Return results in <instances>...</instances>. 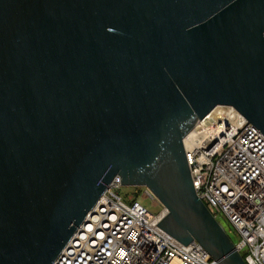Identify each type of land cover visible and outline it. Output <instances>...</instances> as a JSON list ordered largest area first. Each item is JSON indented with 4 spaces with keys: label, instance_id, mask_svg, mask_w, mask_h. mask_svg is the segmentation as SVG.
Returning <instances> with one entry per match:
<instances>
[{
    "label": "water",
    "instance_id": "water-1",
    "mask_svg": "<svg viewBox=\"0 0 264 264\" xmlns=\"http://www.w3.org/2000/svg\"><path fill=\"white\" fill-rule=\"evenodd\" d=\"M217 105L264 134V0H0V264H52L115 176L247 264L182 145Z\"/></svg>",
    "mask_w": 264,
    "mask_h": 264
},
{
    "label": "built area",
    "instance_id": "built-area-1",
    "mask_svg": "<svg viewBox=\"0 0 264 264\" xmlns=\"http://www.w3.org/2000/svg\"><path fill=\"white\" fill-rule=\"evenodd\" d=\"M246 122L233 106L217 105L182 145L198 197L230 222L246 263L264 264V134ZM123 187L118 176L106 185L52 264H218L196 240L180 243L158 226L167 210L139 201L158 204L146 187L138 197Z\"/></svg>",
    "mask_w": 264,
    "mask_h": 264
},
{
    "label": "rangeland",
    "instance_id": "rangeland-1",
    "mask_svg": "<svg viewBox=\"0 0 264 264\" xmlns=\"http://www.w3.org/2000/svg\"><path fill=\"white\" fill-rule=\"evenodd\" d=\"M129 192L131 191V188L129 186H124L122 189V192ZM139 201L145 205L146 207H148V209L150 211H157L159 209V202L157 205H153L152 201L150 198H142L140 197ZM217 221L219 222V224L221 225V227L223 228V230L232 238L233 241H237L238 240V236L234 230V228L232 227V225L230 224V222L223 216V215H217L216 216Z\"/></svg>",
    "mask_w": 264,
    "mask_h": 264
},
{
    "label": "trees",
    "instance_id": "trees-1",
    "mask_svg": "<svg viewBox=\"0 0 264 264\" xmlns=\"http://www.w3.org/2000/svg\"><path fill=\"white\" fill-rule=\"evenodd\" d=\"M141 189H142L141 187H136V186L132 187V192H133L134 197H138L139 196Z\"/></svg>",
    "mask_w": 264,
    "mask_h": 264
}]
</instances>
